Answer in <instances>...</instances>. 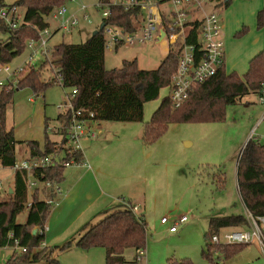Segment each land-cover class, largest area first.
<instances>
[{"label":"trees","instance_id":"trees-1","mask_svg":"<svg viewBox=\"0 0 264 264\" xmlns=\"http://www.w3.org/2000/svg\"><path fill=\"white\" fill-rule=\"evenodd\" d=\"M66 2V0H16L11 6L23 10L22 24L10 29L0 21V35L6 36L5 40L0 42V65L8 64L21 54L26 49L27 41L38 40L39 33L48 29L47 17ZM230 2L231 0L223 2L217 0L216 7L222 4L226 8ZM138 22V10L123 11L119 7H111L109 16L102 19L104 26H118L126 32L134 31ZM263 28L264 10H261L256 14V29ZM246 33L247 28L242 27L234 38H242ZM103 42L102 29L94 35L91 34L83 43L55 45L50 52L52 60L49 65L56 72L50 82H43L39 68L28 64L15 77L14 84L7 82L0 86V168L9 169L12 166L15 147L23 144L15 140L13 128L6 125V112L12 104L13 93L21 88L29 89L34 96L43 95L46 87L56 84V79L59 78L63 89L75 90L71 104L75 110H82V117L90 118L93 122L142 121L144 103L155 100L159 91L168 86L169 78L177 65V57L170 51L155 70H140L136 60L123 61L120 68L107 70L104 67ZM46 63L45 60L43 65ZM263 90L264 47L249 60L243 75L227 72L224 63L213 77L194 88L179 107H173L168 97L163 98L149 121L144 124L141 141L145 146L151 145L166 131L170 123L224 121L226 107L236 105L247 95L258 97ZM57 120L65 125V116L62 114ZM46 129L44 122L42 145L37 141L24 143L30 157H44L60 151L62 142L60 144L50 142ZM74 156L78 160L82 155L76 153ZM63 171L64 169L60 167H53L42 173L45 181L60 183ZM13 180L12 192L8 194V199L0 201V249L13 248L16 241L25 252L22 254L13 252L5 264H60L54 258V252L66 251L72 246L84 251L103 249L104 264H128L123 255L127 249L140 250L144 254L147 239L146 223L141 216L133 213L129 204H122L121 209L107 213L97 223L87 229L84 228L83 234L73 244L67 242L61 247L40 248L44 239L42 228L52 206L41 200L39 195L46 197L47 191L42 189L41 193L34 192L31 195V207L26 212L24 223L19 224L17 217L24 213V204L27 201L25 173L16 172ZM235 181L243 209L255 218L263 217L264 139L251 137L244 144L237 159ZM213 182L217 184V190L223 189L222 177L213 178ZM49 198L53 199L55 196L51 195ZM244 227H246L244 216L209 217L201 256L209 264H218L214 259L216 255L221 256L224 262L241 253L248 245L216 246L210 243V238L225 230ZM34 229L36 233L32 235ZM165 264L192 262L189 259L169 258Z\"/></svg>","mask_w":264,"mask_h":264},{"label":"rangeland","instance_id":"rangeland-1","mask_svg":"<svg viewBox=\"0 0 264 264\" xmlns=\"http://www.w3.org/2000/svg\"><path fill=\"white\" fill-rule=\"evenodd\" d=\"M233 1L231 0V2ZM97 3L98 0H72L65 3L64 7L67 13L74 14L78 24L69 33H63L59 30L55 32L47 43L50 52L53 46L60 43H83L88 38L87 36L99 27L102 23V17L100 11L96 9ZM81 5H84L86 9L83 12H78ZM223 7L220 4L213 9L220 19L225 13ZM18 13L22 18L23 10L19 9ZM83 16L88 18L89 23L83 20ZM248 19H251V17H248ZM47 22L49 32H53L59 23L50 16L47 17ZM254 25H256L255 20ZM255 30L259 31L254 27ZM246 34L250 37L247 40L248 42L254 32L250 33L247 28ZM5 38L6 36L0 35V42ZM28 53V50L25 49L6 64L10 69V73L26 61ZM233 53L235 56H239L242 50L236 48ZM166 54L167 47L165 44H157L154 41L135 43L131 46L105 48L104 67L107 70L118 69L123 61L136 60L137 67L140 70H155ZM235 58L239 63L241 58ZM38 59L42 58L36 57L33 59L32 63H35V67H38L39 61L42 62L43 60L38 61ZM227 59L225 43L226 62ZM51 60L50 56L46 65L44 64L45 68L39 69L41 80L45 83L50 82L55 73V69L48 65ZM244 70L245 64H237L234 71L241 75ZM7 75L0 69V82H5ZM71 92L70 89H63L58 83L46 87L43 95L38 96H34L27 88L14 91L11 104H14V111L11 106L8 108L6 125L8 128H14L15 139L24 140L33 137L42 145L44 122L47 120L51 128L59 126L56 118L62 113L60 107L66 102V94ZM168 94L169 88L165 86L159 91L155 100L144 103L141 122L106 123L112 125L110 127H120L117 130V136L120 138L124 135L128 139H134L133 136L131 138L130 131L137 130L139 132V130H143L144 124L149 121L152 113L159 107L161 100L168 97ZM30 98L32 103L29 102ZM263 112L264 107L258 103L257 97L247 95L236 105L226 107L224 121L170 123L166 127V131L151 145L145 146L141 140V146L135 145L137 150L141 147L137 154L138 161L140 158H148L157 162L158 165L148 168L147 172L143 171L141 174L138 168L135 169L134 173L132 170H128L123 177L124 180H129L128 182H130L132 176L133 178L136 177L128 187L133 190L137 186L145 191L142 194L145 201L139 202L140 207L136 211V215H142L146 223L145 251L138 258L133 249L125 250L123 255L128 264H165L169 258L189 259L192 264H209L201 256L204 235L208 231L207 219L217 214L222 217L245 216L236 189V164L240 150L249 138L264 139ZM115 146L116 142L105 144L104 147L108 150ZM118 146L119 144L116 148ZM24 147L25 145H16L14 161H20L28 157L27 150ZM91 159L92 155L89 159L90 162H92ZM66 169V171L70 170V168ZM219 176L224 181L222 190H217V184L213 182V178ZM140 178L144 180H140L138 186L134 181H138ZM13 182L12 171L0 168V201L8 199L7 191L10 187H13ZM127 190L129 189L127 188ZM39 197L41 199V195ZM53 207H51V210ZM131 208L134 213L133 207ZM181 216H185L187 221L178 224V219ZM162 217H165L169 224L160 225L159 221ZM25 218L26 212L17 217V223H24ZM174 222L178 224L176 227L177 232L171 235L168 232V227ZM13 252L18 254L17 249L1 248L0 264H5ZM79 256H82L83 260L88 258L92 264H104L105 260V253L101 248L84 251L74 247L55 258L60 264H76L75 258ZM214 259L218 264H264V253L257 244L253 243L228 261L223 262L222 257L219 255H216ZM83 264L90 263L84 261Z\"/></svg>","mask_w":264,"mask_h":264},{"label":"built area","instance_id":"built-area-1","mask_svg":"<svg viewBox=\"0 0 264 264\" xmlns=\"http://www.w3.org/2000/svg\"><path fill=\"white\" fill-rule=\"evenodd\" d=\"M216 1L109 0L108 2H98L96 9L100 11L102 19L109 16L111 7H119L123 11H139V22L132 32H126L121 27L113 25L103 27L104 49L151 41L157 44L164 43L167 47V53L171 51L177 57V65L168 84V99L172 106L177 108L188 98L194 88L213 77L225 63V43L222 38L221 20L213 11L216 7ZM85 9L86 7L81 5L78 11L83 12ZM50 17L54 21H59L57 28L53 32L44 29L39 33L38 40L26 42V50L29 53L21 66L10 73L6 64L0 65V69L8 74L5 82H0V86L7 82L14 84L15 77L22 72L24 67L31 64L34 58L39 57L48 62L50 58V50L47 47L49 39L58 30L69 33L78 24L75 15L68 14L64 6L53 10ZM87 19L86 16H83V20L89 23ZM0 21L10 29L17 28L22 24L18 9L13 6H0ZM55 83L61 86L59 78L56 79ZM74 94L75 90L66 94V102L60 107L62 108L61 114L65 116L66 120L65 125L62 123L59 127L61 139L58 144L62 142L60 151L44 157L28 156L20 161L15 160L9 168L14 174L16 172L25 173L27 201L24 204V212L30 209L32 204L30 197L34 192L41 193L42 189L46 190L47 195L41 200L51 206L55 205V201L49 196L56 197L60 194L59 184L45 181L42 171L53 167L66 169L87 166L82 156L81 159L77 160L74 155L76 153L82 155L81 140L83 137H94V135L88 127V123L91 122L90 118L82 117V110H75L72 107L71 99ZM29 100L31 101V98ZM257 100L264 107V90L257 97ZM244 217L246 227L212 235L210 243L216 246L251 245L255 243L264 253V216L255 218L245 211ZM186 221L187 218L182 216L178 219V224ZM159 222L166 224L167 219L163 217ZM178 224L174 222L169 227V231L175 232ZM45 230L46 227H43L41 233L44 234ZM42 247H44L43 242L40 244V248ZM10 249H17L18 254L25 252V249L20 248L16 241H14L13 248ZM142 255V251L138 250L137 257L140 258Z\"/></svg>","mask_w":264,"mask_h":264},{"label":"crops","instance_id":"crops-1","mask_svg":"<svg viewBox=\"0 0 264 264\" xmlns=\"http://www.w3.org/2000/svg\"><path fill=\"white\" fill-rule=\"evenodd\" d=\"M15 1L16 0H0L1 4L4 6H11ZM218 1L223 2L224 0ZM223 8L225 13L220 20L223 31L222 38L226 43V56L228 57L227 62L225 61V69L227 72H235L234 70L237 64H245L244 74L247 70L249 60L255 56L264 45V28L259 31H254V27H256V25H254V20L256 24V14L264 10V0H234L230 2L228 7ZM248 17H251V19H248ZM242 27L248 28L250 33L254 32L251 40L248 42L247 40L250 38L247 36L248 34L244 35L242 38H234V35L239 32ZM236 48L242 50L239 56H235L233 53ZM235 57L241 58L239 63H237ZM39 60L42 59H38V61ZM43 62V60L42 62L39 61L38 67H35V63H31V65L34 68L44 69L46 64L43 65ZM29 102L32 103V99L31 101L29 100ZM10 106L14 111V104ZM10 106L8 108H10ZM45 122L47 128L46 134L49 141L58 144L61 139L59 133L60 121H58L59 126L57 128H51L47 120ZM110 126L112 125L106 122L91 121L88 123V127H90L94 137L85 136L81 140L82 157L87 166L70 167L68 171L64 169L62 180L58 183L60 194L54 198L56 204L52 208L46 223L43 225V227H46L43 234L44 246L61 247L67 242L73 244L83 234L85 231L84 228L87 229L91 225L97 223V221L103 218L107 213L121 209L122 204H129L133 207L134 214L136 215V211L140 207L139 202L145 201L143 198L144 195H142L145 191H143L142 188L136 186L132 190L128 187L136 177L133 178L132 176L130 182H128L129 180H124L123 177L128 170H132L134 173L135 169L138 168L141 174L143 171L147 172L148 168H153L156 164L158 165V163L148 158H140L139 161L137 160V154L141 147L137 150L135 145L141 146L140 140L142 130H139V132H137V130H134V132L130 131L131 138L133 136L135 137L134 139H128L126 138L127 136L125 137L124 135L120 138L117 136V130H119L120 127ZM113 130L115 131L111 132ZM15 140L22 142L23 144L21 145L23 146L26 141H37L40 144V142L33 137L24 140ZM114 142H116L115 147L108 150L105 149V144ZM117 144H119L118 148H116ZM27 154L29 156L28 151ZM91 155L92 162L89 161ZM12 174L14 177L13 172ZM140 180L143 181L144 179L140 178L138 181L135 180V184L138 185ZM127 188L129 190H127ZM11 192L12 188L10 187L7 194ZM43 198L44 197L41 196V199ZM122 201H124V203H122ZM215 216H218V214ZM141 217L143 218L142 215ZM167 224H169L168 220L166 224L160 223V225ZM172 225L173 224L169 225V227ZM169 227V234L172 235L177 232V229L175 232H170ZM73 248L74 247H70L66 251L57 250L58 252L54 253L53 256L57 258V255L70 251ZM134 251L137 255V250ZM75 260L76 264H83L84 261L92 264L91 260L88 258L83 260L82 256L76 257Z\"/></svg>","mask_w":264,"mask_h":264},{"label":"water","instance_id":"water-1","mask_svg":"<svg viewBox=\"0 0 264 264\" xmlns=\"http://www.w3.org/2000/svg\"><path fill=\"white\" fill-rule=\"evenodd\" d=\"M103 27H104V23H101V24L99 25L98 29H96L95 31L92 32V35L96 34V33L98 32V30H102ZM35 233H36V229H34V230L32 231V235H35Z\"/></svg>","mask_w":264,"mask_h":264}]
</instances>
